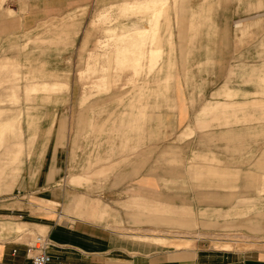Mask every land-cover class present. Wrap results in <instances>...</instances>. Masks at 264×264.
<instances>
[{
    "label": "crops",
    "instance_id": "crops-1",
    "mask_svg": "<svg viewBox=\"0 0 264 264\" xmlns=\"http://www.w3.org/2000/svg\"><path fill=\"white\" fill-rule=\"evenodd\" d=\"M46 1L49 7H57L51 9L57 13L78 4L76 0ZM179 1L180 6L174 9L176 17L189 0L176 3ZM173 2L112 3L120 13L148 15V25H133L128 30L106 28L105 40L96 41L103 52L89 51L79 69L82 108L77 135L103 130V125L94 124L91 115L96 97L105 95L104 101L114 97L121 101L120 94L114 96L111 89L125 68L135 74L144 67L151 73L161 72L153 76L160 85H139L141 93L132 105L142 109L134 111L127 122H120L119 130L137 132L131 135L137 143L128 144L129 152L122 155L128 160L112 172L111 181L96 188L101 195L106 193L108 202L87 192L67 198L65 189L29 200L22 196L7 201V206H0V210L9 212H1L0 216L19 220L0 219V264L28 262L29 229L46 231L44 234L51 239L49 264H264V57H258L257 49L246 55L233 54L226 39L215 33L221 28L218 15L226 13L222 9L225 1L201 0L196 7L202 3L204 8H212L209 16L205 15L210 21L205 29L208 32L188 43V52L181 58L176 26L172 27L168 15V3ZM88 4L91 12L97 0H89ZM108 15L109 11L100 10L94 20ZM7 19L5 34L0 32V51L5 45L13 46V17ZM194 21L192 11L189 20L182 21V28L195 29ZM1 26L0 19V31ZM58 35L69 36V31L63 27ZM5 36L9 37L8 42ZM90 39L88 29L82 49ZM182 61L186 62L184 66L177 64ZM20 66L17 57L0 58V70L11 71L13 78H24L26 99L37 90L44 93L41 99L46 101L59 92L74 94L68 76L40 73L36 68L22 76ZM40 77L41 81L37 79ZM7 81L11 79L0 83ZM16 91L17 85L8 94L13 103L19 100ZM146 92L153 95L147 102V111L144 103L139 105ZM21 117V110L12 112V108L0 106V188L3 185L6 191L13 187V173L20 170L22 163ZM53 124L52 121L43 132L44 140L50 136ZM28 125H32L30 119ZM10 135L12 146L7 142ZM36 137L34 131L27 139L28 154ZM65 139L66 123L62 119L54 148L46 151L33 187L30 184L27 191H43L60 176ZM115 166H105L93 173L89 164L81 173L69 175L67 183H90L93 175H105ZM7 168L12 183L2 184ZM35 206L50 216L36 213ZM56 206L63 207L65 221L60 214L61 221L53 217ZM228 244L231 248H225Z\"/></svg>",
    "mask_w": 264,
    "mask_h": 264
},
{
    "label": "rangeland",
    "instance_id": "rangeland-1",
    "mask_svg": "<svg viewBox=\"0 0 264 264\" xmlns=\"http://www.w3.org/2000/svg\"><path fill=\"white\" fill-rule=\"evenodd\" d=\"M45 1L0 0V19L2 21V30L0 32L2 35L6 32L4 24L6 19L13 17V46L7 45V48H5L6 45L3 46L0 51V58L5 56L17 57L21 64L20 71L22 76L32 71V68L39 69L40 73L56 72L61 75H66L68 76V82L71 88L73 87L74 89V94L68 95L66 92H59L58 94H54L52 100L46 101L41 99L44 93L41 90H37L31 93L29 99H26L23 90L25 84L24 78L16 79L11 75V71L0 70V80L8 77L11 79L10 82L0 83V106L12 108V112L18 109L21 110V129L24 143L20 170L13 173V187L9 191H6L3 185L0 188V206H7L6 202L11 199L14 201L23 196V198L29 200L33 196H45L49 195L50 192L61 189L63 191L65 189L68 194L67 198H70L73 194L87 192L91 197H100L104 202H108L106 193L101 195V192H97L96 188L105 187L111 181L113 177L112 172L117 169L123 160H128L127 158H122L123 154L129 152L128 144L137 143L132 141L131 137V135H136L137 132L134 130L130 131L126 128L119 130L120 122H127L133 118L134 111L142 109L141 106H138V103L137 106L140 108H135L132 105V100L141 93L138 92L140 91V88H138L139 85H160L157 82L158 80L153 76L161 72L154 71L151 73L144 67L139 73L135 74L131 69L125 68L111 89V93L114 96L120 94L121 101L117 100V97L104 101L103 98H105V95L96 97L97 104L94 106V111L91 115L94 117V124L98 126L103 125V130L101 132L94 130L77 135L78 115L82 108L79 104L81 95V82L78 76L79 69L86 61L89 51L95 50V52H103V49L98 48L96 45V41L105 40L106 33L104 30L106 28L123 27L124 30H128L133 25L147 26L148 15L145 16L140 12L136 13L132 11L120 13L118 6H112V3H118L121 0H97V7H92L91 12L88 4L89 0H76L78 4L69 7L63 13L54 12L55 10L51 9L57 7H49V4ZM170 1L173 2L174 0ZM200 1L193 0V4H190L189 0L186 8L179 13V17H176L177 14L174 9L177 5L180 6V1L176 3L175 0L173 5L168 3V15L171 18L172 27L173 25L174 27L176 26L174 30L177 32L179 53L182 54L180 55L181 58H184V54L188 52V43H193L194 39L208 32L205 29L208 28V22L210 21L205 19V15H208L209 10L212 8H204L202 3L199 7H196ZM203 1L206 2L207 0ZM224 1L222 9L226 10V13L218 15L221 28H218L215 33L219 34V38L226 39L230 47H232L233 54L243 53L246 55L250 52L254 53V50L257 49L258 57L260 58L261 55L264 57V0L263 3L261 0H252L253 2L257 1L255 5H247L246 2L248 0ZM53 6L57 5L54 4ZM190 6H194V8H190ZM10 8H13V11ZM100 10L109 11L110 16H105L100 21L94 20ZM192 11L194 12L195 29L186 30L182 28L184 25L181 23L182 21L186 22L189 20ZM180 16H183V18ZM238 22L240 25H238ZM63 27L69 31V36L58 35ZM88 29L91 30V39L85 49H82L81 44ZM172 33L175 34L173 28ZM8 38V36H5L7 42ZM256 43L257 46H255ZM164 47L168 48V45L165 44ZM166 57L167 54H164V59ZM159 62L162 63L163 61L160 60ZM177 64L184 66L186 62L182 61ZM37 79L41 81L42 78ZM45 80L50 81V78L46 77ZM16 85L19 100L17 103H13V101L8 99V94L10 88L13 89V86L16 87ZM152 97V94L146 92L139 105H143L144 103L147 111V102ZM29 119L32 121L31 126L28 125ZM62 119L66 123V139L61 154V174L49 188L36 192L27 191V189H30V184L33 187L32 181L46 151H51L54 148L56 131ZM145 120L144 122L146 124L152 122L151 117L149 119L150 121L148 120L149 122L147 118ZM52 121L54 122L52 132L48 139L44 140L42 136L43 132ZM34 131H36L37 137L28 154L27 139ZM11 141H13V137L10 135L7 137L9 145L12 143ZM45 141H47L46 146ZM1 151L2 149H0V153ZM89 164L91 166L90 170L93 173L105 166L113 164L116 166L105 175H93L90 183L75 186L67 183V177L69 175L81 173ZM11 178L12 174L9 168H7L2 184L12 183ZM62 210L63 207L61 208V206L55 207L53 217L56 221H65L63 212H61ZM34 211L50 216L46 210L39 209L36 206L34 207ZM1 212L7 214L9 211L0 210ZM59 214L61 215V220L58 218ZM74 216L77 217L75 214ZM0 219L13 220V222L19 220L6 216H0ZM29 231L31 233H28V242L37 233L44 234L46 232H37V230L34 231L31 229ZM1 236L4 238V234H1ZM231 246L228 244L225 248H231ZM245 247L250 248L254 247V245H245Z\"/></svg>",
    "mask_w": 264,
    "mask_h": 264
},
{
    "label": "built area",
    "instance_id": "built-area-1",
    "mask_svg": "<svg viewBox=\"0 0 264 264\" xmlns=\"http://www.w3.org/2000/svg\"><path fill=\"white\" fill-rule=\"evenodd\" d=\"M52 246L51 239L46 234H36L27 244L26 264H49L52 257L49 248Z\"/></svg>",
    "mask_w": 264,
    "mask_h": 264
},
{
    "label": "bare ground",
    "instance_id": "bare-ground-1",
    "mask_svg": "<svg viewBox=\"0 0 264 264\" xmlns=\"http://www.w3.org/2000/svg\"><path fill=\"white\" fill-rule=\"evenodd\" d=\"M148 34V32L146 33V35Z\"/></svg>",
    "mask_w": 264,
    "mask_h": 264
}]
</instances>
